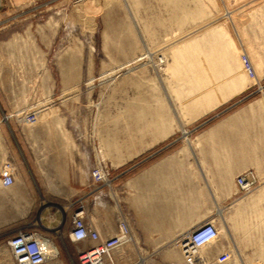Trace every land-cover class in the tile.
<instances>
[{
	"label": "rangeland",
	"instance_id": "obj_1",
	"mask_svg": "<svg viewBox=\"0 0 264 264\" xmlns=\"http://www.w3.org/2000/svg\"><path fill=\"white\" fill-rule=\"evenodd\" d=\"M26 29L25 36L36 39L34 46L0 44V67L6 69L2 76L12 63L38 61V68L55 80L51 99L43 103L51 107L38 114L35 124H27L23 135L15 118L5 117L0 89V166L10 157L21 160L24 151L17 149L15 139L40 164L42 145L53 144L46 138L60 132L42 128L53 121L63 123L67 130L61 138L74 147L73 124L83 135L94 127L99 154L111 138L117 139L115 145L130 146L160 140L142 156L170 142L164 150H172V132L196 145L198 132L239 110L247 115L249 108L253 114L257 108L258 120L264 121V0H0V41ZM108 49L121 56L123 65H100ZM65 63L74 74L67 87L62 80ZM192 76L205 80L189 81ZM45 94L41 89L40 96ZM180 124L187 126L178 131ZM213 148L229 158L236 150L247 157L251 147ZM257 148L264 159V147ZM33 165V179L26 184L23 166L15 185L0 184V264H12L6 246L12 234L48 225L41 206L44 180ZM251 170L255 187L250 192L260 185ZM164 179L160 176L157 184ZM20 182L22 187L16 188ZM59 218L61 231L52 232L59 254L46 264H80L65 236L69 218L66 213ZM244 260L264 264V258ZM230 262L241 264L237 257Z\"/></svg>",
	"mask_w": 264,
	"mask_h": 264
},
{
	"label": "crops",
	"instance_id": "obj_2",
	"mask_svg": "<svg viewBox=\"0 0 264 264\" xmlns=\"http://www.w3.org/2000/svg\"><path fill=\"white\" fill-rule=\"evenodd\" d=\"M27 30L12 32V36L0 41V44L4 48L20 47L24 43L34 46L36 39L25 36ZM121 59L108 49L100 65H123ZM37 64L38 61L32 59L20 60L6 66L9 74L5 76L2 75L6 69L0 67V89L6 115L23 107L39 106L51 99L49 89L54 79ZM188 80L205 79L192 76ZM41 89L48 93L46 97L40 96ZM48 105L43 104L40 112L51 107ZM256 110L253 114L249 108L247 115L246 111L239 110L227 119L211 123L198 132L196 145L185 142L181 132L175 136L172 132V150H164L171 145L170 142L145 156L142 155L155 148L160 140L130 146L115 145L112 142L117 139L111 138L106 140L105 150L100 149L99 154V143L93 133L95 128H88V134L83 135L77 124L71 128L76 147L68 139L61 138L64 135L62 131L67 130L63 123L53 121L44 124L43 129L60 132L51 140L46 138L53 144L42 145L40 164L34 155L32 158L27 155L21 140L15 139L17 149L24 151L21 160L13 157L16 177L22 174L23 166L28 175L22 174L24 183H27V178L33 179L34 162L44 180L41 187L45 197L41 206L45 209L48 225L44 229L31 225L27 229L39 230L54 239L52 232L61 231L60 215L66 213L69 218L68 230L70 216L84 204L85 220L102 237L116 232L120 218L128 221L132 240L115 252L116 264H191L185 260L181 242L196 225L215 218L218 237L215 243L200 249V264H230L234 257L241 264H248L244 259L264 258V159L261 158L262 150L257 148L264 147V121L258 120ZM15 120L24 135L27 123ZM186 126L180 124L177 130L181 131ZM226 145L251 148L247 157L242 155L241 150H236L229 158L224 156L223 151L212 149L213 146ZM70 147L71 151L68 150ZM219 153L223 155L218 156ZM99 159L103 161L109 178L101 183L95 182L90 174L91 167ZM251 169L255 171L260 185L248 194L237 196L236 177ZM160 176L165 177L163 184H157ZM21 187L22 182L16 188ZM88 244L80 242L74 245L75 254L77 248Z\"/></svg>",
	"mask_w": 264,
	"mask_h": 264
},
{
	"label": "built area",
	"instance_id": "obj_3",
	"mask_svg": "<svg viewBox=\"0 0 264 264\" xmlns=\"http://www.w3.org/2000/svg\"><path fill=\"white\" fill-rule=\"evenodd\" d=\"M28 42V41H27ZM25 46L30 44L25 43ZM30 47V46H29ZM40 107L32 105L19 109L8 115L22 123L35 124L38 120ZM94 137V135H92ZM95 182L109 180L106 168L101 159L97 160L90 169ZM16 181V163L13 157L3 161L0 166V184L10 187ZM236 184L241 195L249 193L255 186V174L246 170L236 177ZM84 204L70 216V225L65 236L74 244L88 242L85 247L77 248L76 256L80 264H116L115 252L125 243L132 240V233L128 221L123 217L118 220L116 232L109 237H102L96 228L90 226L83 215ZM218 237V227L214 219L196 225L181 242V250L185 260L191 264H199V251L202 247L213 244ZM52 237L35 229H21L6 240L12 264H46L55 256L47 247L54 244ZM56 244V243H55Z\"/></svg>",
	"mask_w": 264,
	"mask_h": 264
},
{
	"label": "bare ground",
	"instance_id": "obj_4",
	"mask_svg": "<svg viewBox=\"0 0 264 264\" xmlns=\"http://www.w3.org/2000/svg\"><path fill=\"white\" fill-rule=\"evenodd\" d=\"M62 59H61V61H62ZM65 64H67V63H65ZM62 65H63V63H62ZM70 67H71V65H70ZM70 67H69L68 64L66 66H62L63 81H64L66 87L69 86V84L74 79V74L72 72H70V70H69ZM66 87H65V89H66ZM5 117L8 118V115H6ZM6 188H8V187H6ZM47 249H48V251H50V253H53L54 256H56L58 251H59V248H58V246L55 243L54 244H50V247H47Z\"/></svg>",
	"mask_w": 264,
	"mask_h": 264
}]
</instances>
